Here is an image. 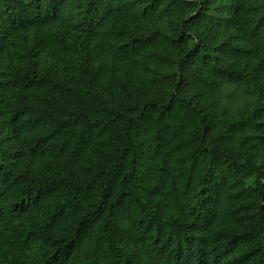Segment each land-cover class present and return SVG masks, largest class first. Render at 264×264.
<instances>
[{
	"label": "trees",
	"instance_id": "trees-1",
	"mask_svg": "<svg viewBox=\"0 0 264 264\" xmlns=\"http://www.w3.org/2000/svg\"><path fill=\"white\" fill-rule=\"evenodd\" d=\"M0 264H264V0H0Z\"/></svg>",
	"mask_w": 264,
	"mask_h": 264
}]
</instances>
